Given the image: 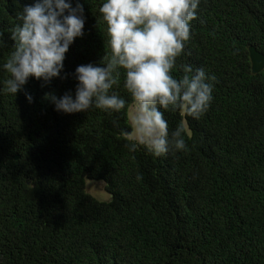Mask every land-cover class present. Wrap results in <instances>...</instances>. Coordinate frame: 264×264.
Returning <instances> with one entry per match:
<instances>
[{
	"label": "trees",
	"instance_id": "trees-1",
	"mask_svg": "<svg viewBox=\"0 0 264 264\" xmlns=\"http://www.w3.org/2000/svg\"><path fill=\"white\" fill-rule=\"evenodd\" d=\"M35 2L0 0V264H264V67L251 73L247 52L264 55V0H200L173 75L203 68L213 99L199 119L161 109L187 149L160 157L130 150L126 110L67 114L45 98L74 99L77 66L110 55L104 0H66L84 28L60 76L7 92L10 30ZM113 91L132 102L123 74Z\"/></svg>",
	"mask_w": 264,
	"mask_h": 264
},
{
	"label": "clouds",
	"instance_id": "clouds-1",
	"mask_svg": "<svg viewBox=\"0 0 264 264\" xmlns=\"http://www.w3.org/2000/svg\"><path fill=\"white\" fill-rule=\"evenodd\" d=\"M200 0H104L99 12L107 26L106 46L100 65H79L75 70L78 85L75 98L65 94L57 98L46 94L57 111L67 114L87 112L91 108L109 112L126 110L127 101L113 91L124 76V88L132 97L134 110L130 120L132 133L122 135L144 145L155 156L187 149L184 128L169 134L163 110H179L199 119L212 102L214 76L203 68L180 65L183 75L173 71L191 38V21L197 19ZM67 13V14H65ZM84 9L66 0H36L23 8L10 30L13 50L3 63L9 74L8 93L16 96L30 77L46 83L59 77L65 55L77 37L83 36ZM4 33L0 32V46ZM29 103L33 97L26 94ZM140 179V177H137Z\"/></svg>",
	"mask_w": 264,
	"mask_h": 264
},
{
	"label": "rangeland",
	"instance_id": "rangeland-1",
	"mask_svg": "<svg viewBox=\"0 0 264 264\" xmlns=\"http://www.w3.org/2000/svg\"><path fill=\"white\" fill-rule=\"evenodd\" d=\"M134 110V105L133 102H131L125 112V117H126V121L129 125V133H132L133 129L131 126V120H130V115L131 112ZM128 138V137H127ZM129 139V138H128ZM85 184V190L86 192L93 198L97 199V200H106L108 198V195L106 194V192L103 189V184L100 181H92V180H85L84 181Z\"/></svg>",
	"mask_w": 264,
	"mask_h": 264
},
{
	"label": "water",
	"instance_id": "water-1",
	"mask_svg": "<svg viewBox=\"0 0 264 264\" xmlns=\"http://www.w3.org/2000/svg\"><path fill=\"white\" fill-rule=\"evenodd\" d=\"M247 52L250 62V72L257 73L264 67V55L256 51L251 45L247 47Z\"/></svg>",
	"mask_w": 264,
	"mask_h": 264
}]
</instances>
